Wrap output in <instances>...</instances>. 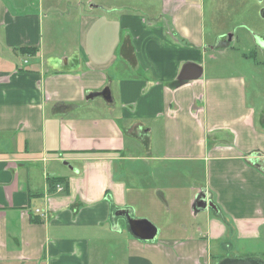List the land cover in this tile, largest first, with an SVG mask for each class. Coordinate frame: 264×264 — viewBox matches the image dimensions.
I'll return each instance as SVG.
<instances>
[{"label":"crops","instance_id":"1","mask_svg":"<svg viewBox=\"0 0 264 264\" xmlns=\"http://www.w3.org/2000/svg\"><path fill=\"white\" fill-rule=\"evenodd\" d=\"M206 9L228 22L210 42ZM237 17L264 33L255 0H0V264H216L229 254L212 249L235 246L264 257V115L214 62ZM105 86L111 102L86 99ZM130 145L204 164L216 208L198 212L197 237L129 232L116 213L133 206L118 177Z\"/></svg>","mask_w":264,"mask_h":264},{"label":"rangeland","instance_id":"2","mask_svg":"<svg viewBox=\"0 0 264 264\" xmlns=\"http://www.w3.org/2000/svg\"><path fill=\"white\" fill-rule=\"evenodd\" d=\"M87 2H85L86 4ZM255 3L261 5V2ZM253 6L249 5V10ZM234 18L229 24L231 29L224 35H235V39L231 46L221 52H213L218 61L216 64H225L220 68L219 75H227L239 77L243 76L247 85L246 97L253 103L256 109V117L264 115V54L259 50L255 40L253 41V33L250 31V25H254L253 21L260 20V13L253 17L241 20ZM226 21L219 16H212L209 9H206L204 17V36L206 41L210 42L218 30L225 28ZM233 25V26H232ZM253 36V37H252ZM255 39V38H254ZM210 51L207 53V55ZM214 63L211 67H214ZM206 66V76H207ZM99 102L103 99L97 98ZM128 140L129 137L126 136ZM132 140V138H130ZM158 146L162 140L157 139ZM131 150L125 151V155L130 153L135 158L124 159L120 161L118 166V177L122 179L128 187L129 202L133 203L131 207V215L135 218H146L152 222L158 231V236L153 242H162L166 239L185 240L189 237H197V228L203 227L205 224V215L203 213L193 214L191 208L192 198L201 189V183H206V173L202 162H189L184 160H159L148 159L146 156V147L129 146ZM148 150L154 156L158 155L156 146L149 147ZM147 151V152H148ZM163 152H159L162 154ZM148 156H151L148 154ZM122 225L125 222L122 219ZM196 235V236H194ZM215 256L229 254L242 257H253L254 253H259L260 257H264L260 252L246 251L244 248L232 247L226 253L219 249H212ZM239 253V254H236ZM228 255V256H229Z\"/></svg>","mask_w":264,"mask_h":264},{"label":"water","instance_id":"3","mask_svg":"<svg viewBox=\"0 0 264 264\" xmlns=\"http://www.w3.org/2000/svg\"><path fill=\"white\" fill-rule=\"evenodd\" d=\"M232 34L224 35L217 42L218 48H224L229 46L232 42ZM256 45L260 50H264V33L259 35H254ZM100 96L106 102L112 101V96L110 93V88L105 86L102 90L97 92H89L86 95V99H92L94 97ZM67 164V163H65ZM208 207L216 208L214 204L207 199L206 192L203 188L194 197L191 208L195 215L199 211L206 210ZM116 214H123L125 216L126 224L128 226L129 232L135 238L145 241H154L158 234L157 227L146 218H135L131 215L129 210L120 209ZM216 264H264V260L260 257H242V256H224L220 258Z\"/></svg>","mask_w":264,"mask_h":264},{"label":"trees","instance_id":"4","mask_svg":"<svg viewBox=\"0 0 264 264\" xmlns=\"http://www.w3.org/2000/svg\"><path fill=\"white\" fill-rule=\"evenodd\" d=\"M27 48H21V51L22 52H24V50H26ZM29 49V48H28ZM33 50V49H32ZM34 51V50H33ZM57 183H60V184H65V188H64V190H65V192H67V190H68V187H67V183H66V181H65V179H63V178H57V179H53V180H51V185H53V187H55V185L57 184ZM222 257H224V256H222ZM221 257V258H222Z\"/></svg>","mask_w":264,"mask_h":264},{"label":"built area","instance_id":"5","mask_svg":"<svg viewBox=\"0 0 264 264\" xmlns=\"http://www.w3.org/2000/svg\"><path fill=\"white\" fill-rule=\"evenodd\" d=\"M58 190H60L61 188L57 187Z\"/></svg>","mask_w":264,"mask_h":264}]
</instances>
